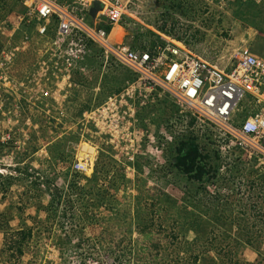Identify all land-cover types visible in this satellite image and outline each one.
Masks as SVG:
<instances>
[{"label": "rangeland", "instance_id": "1", "mask_svg": "<svg viewBox=\"0 0 264 264\" xmlns=\"http://www.w3.org/2000/svg\"><path fill=\"white\" fill-rule=\"evenodd\" d=\"M261 4L132 0L112 39H168L225 70L242 47L264 57ZM26 21L0 0V264H221L223 246L230 264H264V165L195 136L169 96L97 48L63 56L54 25L39 36ZM188 137L208 162L201 180L177 164Z\"/></svg>", "mask_w": 264, "mask_h": 264}, {"label": "built area", "instance_id": "2", "mask_svg": "<svg viewBox=\"0 0 264 264\" xmlns=\"http://www.w3.org/2000/svg\"><path fill=\"white\" fill-rule=\"evenodd\" d=\"M16 1L39 36L55 26L54 43L63 56L79 58L90 53V46L97 48L104 58L131 71L144 88L169 96L195 136L219 139L264 165V57L241 48L235 63L224 70L168 39L164 47L152 50L111 43L112 30L130 17L132 0H98L101 10L94 19L89 15L94 0ZM80 167L85 170L80 163L75 166Z\"/></svg>", "mask_w": 264, "mask_h": 264}, {"label": "trees", "instance_id": "3", "mask_svg": "<svg viewBox=\"0 0 264 264\" xmlns=\"http://www.w3.org/2000/svg\"><path fill=\"white\" fill-rule=\"evenodd\" d=\"M263 5L264 4H261V6ZM106 30L108 31L109 27H107ZM131 44L132 42L130 43V46L132 47ZM183 47L186 48L185 46ZM179 146L180 148L178 149V154L176 156L177 164L182 165L184 167V170L187 172L188 171L193 172V171L199 170L200 172L197 176V179L201 180L202 175L206 173L205 171L203 172V170L205 169V166H208V162H206L204 157L201 156L202 154L200 153L198 149V144L195 142V138L188 137L185 141L181 142ZM182 150H184V152ZM104 197H105L104 195H101V198L98 197L97 200L100 201V199L102 200L104 199ZM51 200H52V203L50 206H52L53 204L58 205L61 203V199L57 193H51ZM17 233L22 236L20 240L16 241V245L20 246L22 245L23 241L26 239V236L29 235V232L27 234L23 233L22 231L17 232ZM214 240H216V238H214ZM209 243H211L209 245H211L210 247H212L213 240L211 239ZM232 252L233 251L229 247L226 248V246H223V247H220L218 251H215V254L220 256L222 260L224 261V263L220 262L221 264H230L231 262H233L231 258ZM215 259L216 258L211 257L210 264H216Z\"/></svg>", "mask_w": 264, "mask_h": 264}, {"label": "water", "instance_id": "4", "mask_svg": "<svg viewBox=\"0 0 264 264\" xmlns=\"http://www.w3.org/2000/svg\"><path fill=\"white\" fill-rule=\"evenodd\" d=\"M100 10H101L100 2L98 0H94L92 3V7L89 10L90 17L94 19Z\"/></svg>", "mask_w": 264, "mask_h": 264}, {"label": "bare ground", "instance_id": "5", "mask_svg": "<svg viewBox=\"0 0 264 264\" xmlns=\"http://www.w3.org/2000/svg\"><path fill=\"white\" fill-rule=\"evenodd\" d=\"M115 28H118V26L117 27H115ZM115 28L112 30V32H111V35H110V42L111 43H113V42H119L120 40H118L117 38H115L114 40L112 39V37H113V34L115 35ZM114 32V33H113ZM113 41V42H112ZM177 45V44H176ZM181 47H183V46H181ZM180 48V47H179ZM184 48V47H183ZM182 49V48H181ZM186 49V48H185ZM185 49H183V50H185ZM197 56V55H196ZM197 58H199L198 56H197ZM174 68L175 69H178L177 68V66L176 65H174ZM89 147L88 146H83V148H82V150H87ZM81 150V151H82ZM89 150V149H88ZM91 150V149H90ZM90 152H92V150L91 151H89V152H84L83 153V155L85 156L86 154H88V153H90ZM89 156V155H88ZM87 157H85V159H86ZM84 159V158H83ZM83 167H86V165H83Z\"/></svg>", "mask_w": 264, "mask_h": 264}, {"label": "crops", "instance_id": "6", "mask_svg": "<svg viewBox=\"0 0 264 264\" xmlns=\"http://www.w3.org/2000/svg\"><path fill=\"white\" fill-rule=\"evenodd\" d=\"M119 28H122L121 26H118ZM242 48H247V47H242Z\"/></svg>", "mask_w": 264, "mask_h": 264}]
</instances>
